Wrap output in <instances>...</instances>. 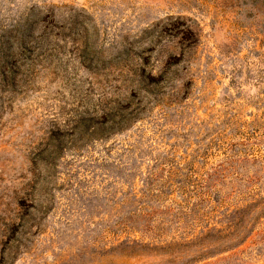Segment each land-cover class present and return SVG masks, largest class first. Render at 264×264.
Wrapping results in <instances>:
<instances>
[{
    "label": "rangeland",
    "instance_id": "374dc122",
    "mask_svg": "<svg viewBox=\"0 0 264 264\" xmlns=\"http://www.w3.org/2000/svg\"><path fill=\"white\" fill-rule=\"evenodd\" d=\"M0 264H264L262 0H0Z\"/></svg>",
    "mask_w": 264,
    "mask_h": 264
},
{
    "label": "trees",
    "instance_id": "16d2710c",
    "mask_svg": "<svg viewBox=\"0 0 264 264\" xmlns=\"http://www.w3.org/2000/svg\"><path fill=\"white\" fill-rule=\"evenodd\" d=\"M262 2L264 3V0H262Z\"/></svg>",
    "mask_w": 264,
    "mask_h": 264
}]
</instances>
